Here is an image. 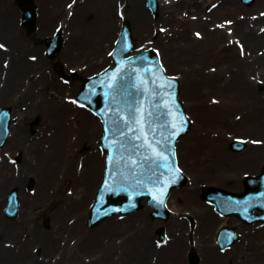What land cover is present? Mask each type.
I'll list each match as a JSON object with an SVG mask.
<instances>
[{
  "label": "bare ground",
  "instance_id": "bare-ground-1",
  "mask_svg": "<svg viewBox=\"0 0 264 264\" xmlns=\"http://www.w3.org/2000/svg\"><path fill=\"white\" fill-rule=\"evenodd\" d=\"M32 1L37 6L35 25L38 27L37 31L32 33V38L42 36L54 19H62L61 27L64 30L71 32L69 27L72 29L69 35L64 34L63 37H67L64 46L55 61L53 60L59 68L62 69L61 59L72 63L80 58H86L89 64L94 63L96 55L103 53L100 48L110 41L112 44L115 33L113 34L111 30L119 19L112 14L116 0H75L73 9L76 15H72L68 20L60 9L63 0ZM209 1L158 0L159 13L164 16L166 25L169 26L166 39L158 38L156 42L161 45V55L166 60L164 62L166 67L173 66L175 69L168 73L176 74L182 79V96L188 108L195 114L191 138L188 144L186 141L182 143L185 151L180 157L186 163L185 171L191 185L216 182L217 186L232 187L241 191V183L245 180L240 175L245 172L256 173L261 170L264 163V85L252 81L255 79L264 81V16H258L256 19H239L229 27L212 28L209 22L211 18L202 19V15L210 16L203 13ZM211 1L216 2V6L210 11L213 14L237 11L240 8L239 0ZM90 3L96 10L94 16L87 13V4ZM262 3L264 0H254L253 5ZM120 4H123L122 14L129 22L132 32L139 35L153 23L148 11L143 7L142 0H123ZM54 6H58L56 10L53 9ZM190 6L196 8V20L188 18L194 14L190 12ZM182 11L188 12V15H182ZM78 13L82 14V18H78ZM18 16L19 10L13 0H0V41L3 40L2 43L6 44V50L0 49V59L8 60L7 66L2 65V59L0 60V103L11 105L13 115H17L15 118L17 123L11 128V135L6 143L13 149V154L19 151L21 155L16 168L10 166L6 158L0 162V211L5 204L4 195L8 187L22 190L18 219L4 222L0 216V264H18L20 259L21 261L26 259L25 262L30 261L32 264H62L73 259V253L75 259L78 257L75 254V247L77 249L84 247L86 251H92L91 256H96L99 261L101 260V264H180L181 258L184 257V248L197 250L201 256L200 264H222L223 256L214 254L212 244V232L221 221L212 208L202 202L192 190L174 192L176 197L183 195L190 214L199 221L192 236V239L196 240L194 246L187 244L184 231L186 226L183 221L170 218L165 222L156 219L150 222L145 218V211L134 214L124 223L107 219L92 232L80 228V221L85 218L88 210L86 203L95 193L94 190L100 180L99 171L101 174L103 167L102 164L95 166V160L100 159V156L91 153L83 159L82 168L78 172L73 164L74 158L77 157L73 148L82 142H80L82 138L90 136V130L86 129H89L91 124L94 125V122L88 113L80 110L82 123L77 127L70 126L69 112L78 114L79 110H73L57 96L64 92L62 84H58L55 91L47 89V81L51 76L48 67L51 66L46 63L41 47L31 44V41L19 32L16 24ZM191 26L201 30L200 38L187 35L186 29ZM228 28L232 29L229 34L226 32ZM231 37L237 38L244 46L242 58L228 61L227 68H232L233 72L224 75L223 71L214 73L205 69V57L210 58L215 52L231 46L229 44ZM28 52L38 53L34 62L28 60ZM102 59H106V56ZM3 70L5 74L1 76ZM53 73L52 68V75ZM220 73L224 75L221 80ZM250 75L256 78H250ZM76 87H79V83H76ZM206 94H213L212 97L218 98V103L209 102L206 97L204 98ZM28 100L25 111L17 108ZM239 110L247 111V115L242 117L247 121L245 125L241 118L240 121L233 119L232 112ZM36 115L41 117V123L35 134L30 136L25 123ZM239 124L253 130V133H262L263 139L261 144L248 143L243 152L234 154L231 148L226 146L229 139L225 129H234L235 125ZM72 133L75 134L74 140L69 138ZM95 134L96 131L93 130L91 136ZM188 158H191L190 162ZM30 176L36 179L37 192L33 196L23 191L26 179ZM200 177L203 182L199 181ZM66 178L71 179L75 195H62L56 200L58 184L60 180ZM1 187L5 188L4 192L1 191ZM40 204L54 206L49 217L51 224L44 231L24 225V216ZM72 217L75 218L68 220ZM230 219L223 220L228 222ZM161 225L169 231L170 239L173 237V240L157 249L151 243V235L155 228ZM238 227L243 228L242 232L245 229L241 225ZM246 230L242 241L247 239L248 242L241 245L234 243L231 250L239 248L238 253L244 257L248 255V249L253 248L254 253L250 254L249 259L244 261L241 258V262L264 264V229ZM86 233L92 234V237H85ZM73 235L76 239L75 244L72 247L66 244L62 246V240ZM6 240L11 242L8 247L3 245ZM34 243L39 248L37 254H43V258L32 254L30 245ZM67 247L68 249H64ZM153 255L156 260L151 263L149 258ZM79 264H85V261Z\"/></svg>",
  "mask_w": 264,
  "mask_h": 264
},
{
  "label": "rangeland",
  "instance_id": "rangeland-1",
  "mask_svg": "<svg viewBox=\"0 0 264 264\" xmlns=\"http://www.w3.org/2000/svg\"><path fill=\"white\" fill-rule=\"evenodd\" d=\"M73 1H75V0H63L62 1V5H61V8L65 5L64 3L66 2V3H68V2H70L71 3V5L73 4ZM120 1H123V0H116V6H115V8H113L114 9V11L112 12V14L114 15V17L115 18H117L118 19V16H117V13H116V7L118 6V7H120V6H123V4H125V2L123 3V4H121L120 5ZM124 1H128V0H124ZM13 2H15V5L16 6H18V0H14ZM142 4H143V7L145 8V5H144V0H142ZM208 4H211V1H209L208 2ZM93 4L92 3H90V4H87V13H89V15L90 16H94L95 15V13H96V10H95V8H93V6H92ZM70 8V7H69ZM65 9V12L66 13H70V16H71V14L73 13V15L75 14L76 15V13H75V11H74V9L73 8H70V9ZM190 8H191V13H194V14H192L193 16H196V17H193V18H195V20H196V18H197V13H195V9L196 8H192L191 6H190ZM207 8V7H206ZM206 9H204V11H205ZM260 11H263L264 12V3H262V4H256V5H254V6H250V8L249 9H244V8H238L237 9V11H232V12H230V11H228V12H216V13H211L210 14V16L208 17V19L209 18H211V20L209 21L210 22V26H214V25H216V23L217 24H221V22L222 21H226V20H233V19H235V20H239V19H241V18H243L244 16H249V18H251L253 15H256V14H258V13H260ZM149 13V12H148ZM180 14H178V16H179ZM182 15H188V12H185V11H182ZM149 18L153 21V23H150L149 24V26L147 27V30L145 31V30H143L139 35L138 34H136L135 32H132V36H133V38L136 40V44L137 45H143L142 44V41L143 42H145V41H148V40H150V41H153L152 43H151V45L154 47L155 45L157 46V48L158 49H160L161 50V47L159 48V46H158V44H155L154 43V40L155 39H157V37H160V38H164V39H166V32L164 31L165 29L164 28H166L168 25H166V21H165V18H164V16L162 17L160 14L158 15V17L156 18V19H154L153 17H152V15L149 13ZM205 17L206 16H204V17H202V19H205ZM78 18H82V14H79L78 13ZM56 23H57V20L55 19L54 21H53V23H51L50 25H48V28L46 29V31H48V32H50L51 30H52V28H53V26L54 25H56ZM76 24V23H75ZM120 26V21L119 20H116V22H115V26H114V29H112L111 31H112V33L114 34L115 33V35H114V37L116 36V34H117V30H118V27ZM195 29H198L199 31H201L199 28H195L194 26H191V27H189V28H187L186 29V33H187V35H189V36H191V37H193L194 36V33H196L195 31H197V30H195ZM132 30V29H131ZM134 31V30H133ZM23 33H25L26 34V32H25V30L23 31ZM171 34V32L170 33H168V35H170ZM45 36L47 35V34H44ZM49 36V35H48ZM29 37V35H27V37L26 38H28ZM44 37V36H43ZM113 37V38H114ZM156 37V38H155ZM38 39H33V38H30V40L32 41V43L33 44H35V45H38V46H41V47H43L44 48V45H43V39H40L39 40V37H37ZM112 38V36L109 38V41H110V39ZM150 38V39H149ZM98 39H100V38H98ZM111 42V41H110ZM110 42L109 43H107L105 46H103L102 48H100V49H102L103 50V53H98L97 55H96V59H95V62L93 63V64H91V65H89L88 66V64H87V59L86 58H80L78 61H75V62H65V63H63L64 64V67H65V71H70V69H76L75 67H81L82 68V71L83 72H81V74L82 73H85V74H88V73H91V72H94V71H96L97 69H99L101 66L103 67L104 65H106V64H108V63H110V60H108V58L107 59H102V57H104L105 56V53L110 49ZM233 46V48L232 47H229V48H226V49H223V50H220V51H217V52H215L214 54H213V56H211L210 58H207V57H205V61H204V67H206V68H213V70H214V68H216L217 69V71H213L214 73H217V72H221V71H223V73H224V75H227V73L228 74H230L231 72H233V70L232 69H228L227 67H226V61L228 62V61H231L232 59H240L241 58V56L238 54L239 52H238V50H237V48H236V46H234V45H232ZM231 50H232V53H231ZM44 51H45V49L43 50V56H45V53H44ZM231 53V54H230ZM100 54H101V56H100ZM234 54H235V56H234ZM46 57V56H45ZM164 60V59H163ZM48 63H49V65H52L50 62V59H48ZM62 61V60H61ZM166 61V60H165ZM63 62H64V59H63ZM47 63V64H48ZM61 64V63H60ZM234 69H236V67H233ZM228 69V71H226ZM167 71L168 72H173V71H175V69H174V67L172 66V67H168L167 68ZM78 76L75 78V79H73V78H71V79H69V81L71 80V82H70V84L68 85V90H65L64 91V97L66 96V94H69V95H74V93H75V91H76V89L74 88L73 90H69L70 88H71V85L73 86L74 84H76V82H77V80H78V78H79V73L77 74ZM224 75L222 74V73H220V76H219V80H221L223 77H224ZM58 79H59V81L62 83V81H61V78L60 77H62V76H59V73H57L56 75H55ZM251 77H254L253 75H250V78ZM179 78V77H178ZM181 79V78H180ZM252 80V79H251ZM252 81H255V80H252ZM180 82L182 83V79L180 80ZM53 84V80H51L50 82H49V86H51ZM260 85H263L261 82L259 83ZM180 97H181V100H182V102L184 101L185 102V100L183 99V96L181 95V90H180ZM207 98V100L209 101V97H210V94H208V95H205L204 96V98ZM183 102V103H184ZM210 102V101H209ZM188 105V104H187ZM185 106H186V102H185ZM186 109H187V111H188V114L191 116V118L192 119H194V117H195V114H194V112L190 109V108H188V106L186 107ZM247 111H243V110H239V111H233L232 113H234L233 114V119H235V121H240V118H241V120L243 121V124L245 125V123L247 122V121H245L242 117L244 116V115H247V113H246ZM82 114H80L79 116H78V119H79V117L81 116ZM235 115H237L236 117H235ZM71 116V115H70ZM90 116V115H89ZM92 116V115H91ZM74 118V116H72L71 117V121H73L72 119ZM81 118V117H80ZM245 118V117H244ZM31 119H33V120H30V118H29V120L30 121H28L27 122V128H28V130L30 131V133L32 132L33 133V130H34V127L36 126V124H37V122H36V119H37V121H38V123H39V121L41 120V117L38 115H36L35 117H33V118H31ZM96 120V119H95ZM93 121L94 122V125L95 126H97V128H98V121ZM35 123L34 124V126H32V123ZM77 124L76 123H74V126H76ZM192 126H195V123L192 125ZM232 126H233V124H232ZM244 126L242 125V124H239V125H235V128L234 129H232V128H230V129H226V132L228 133V134H234V135H237V136H241V137H248V138H251V139H254V138H258L259 140H260V138H263V134L262 133H260V134H256V133H253V130H250V129H245V131H243V132H240L241 131V129L243 128ZM194 129V127H192L191 128V130L186 134V135H184L181 139H180V143H179V147H177V152H178V154L179 155H181V153H182V150H185V146L184 145H182V143L184 142V141H186V143L188 144L189 143V140H190V138H191V133H192V130ZM90 129H86V131H89ZM98 130V129H97ZM98 133V132H97ZM227 134V135H228ZM230 138V137H229ZM91 138L90 137H88V138H82L81 140H80V142L81 143H79V145L77 146H75L74 147V152L77 154V155H82V154H84V156H85V154H91V150H93V149H95V146H93L92 144L90 145V140ZM94 140H95V138H94ZM182 145V146H181ZM88 151V152H87ZM188 151H189V149H188ZM92 152H94V151H92ZM188 154L190 155V153L188 152ZM96 155H97V153H96ZM80 159V158H79ZM73 160V164H74V166L77 164V171L79 172V170H81V168L79 167V165L80 164H82L83 165V158L81 159V160ZM189 160L188 161H190V158H188ZM99 162H101L100 161V159H98V160H95V166H97L98 164H99ZM179 162H180V165H181V167L183 168H185L186 167V164H185V162H183L181 159H179ZM82 167V166H81ZM29 181L30 180H28L27 182H26V186H25V189H26V191L28 192L29 191V189H31V190H36V187H35V184L33 185L32 184V187L31 188H29L28 187V183H29ZM199 181H201V182H203L202 180H201V177L199 178ZM71 179L70 178H66V179H64V180H60V182H59V186H58V192H55V194H56V200H59L60 199V197H62V195H73V192H74V189H73V186H72V184H71ZM204 183V182H203ZM241 186H243V184L241 183ZM201 185L199 184V186H195V187H192L191 185H186V186H184V187H181V188H177V190L176 191H178V190H181V191H188V190H193V192L198 196V197H200V194L201 193H199V192H201ZM226 189V188H225ZM228 189L230 190H232L233 188L232 187H228ZM197 191H199L198 193H197ZM26 192V193H27ZM72 192V193H71ZM174 192V191H173ZM19 193H20V191H19ZM58 194V195H57ZM146 205H145V203L141 206V208L137 211V212H135V213H139V212H141L142 210L143 211H145V218L146 219H148V221H150L149 219H150V216H149V214H148V212H147V208L145 207ZM168 207L169 208H171L172 210L174 209V211H177V209L178 210H180V211H184V210H189V206L187 205V201H185V199H184V197H183V195H180L179 197H176V194H175V192L174 193H172V195H170V197H169V199H168ZM53 208H54V206H49V207H47L46 205H41L40 204V207H38V206H35V208L30 212V214H29V216H28V219L30 218V222L32 223V221L35 223H38V225H39V228H41V229H43V230H47V228H48V226L47 227H45V224H44V219L46 218V215L47 214H50L49 212L51 211V210H53ZM43 209V210H42ZM176 209V210H175ZM43 211V212H42ZM143 211H142V213H143ZM134 214V213H133ZM133 214H131V215H133ZM130 216V215H129ZM143 216V215H142ZM142 216H141V219H142ZM2 217H3V215H2ZM48 217V216H47ZM128 216H125V217H122V218H120L121 220H119V218H118V216H112V217H110V218H114V219H117V220H119L120 222H122V223H124L125 221H126V218H127ZM175 217H177V219L178 220H180V221H184L185 222V224H186V227H187V229L188 230H185V232H190L191 234L190 235H192L193 233H194V230H195V226L197 225L196 223V221L194 220V218L193 217H191V216H188V217H186V215H175ZM218 217V216H217ZM87 218V217H86ZM86 218H83L81 221H80V228L81 229H84V230H86V232H92V231H94L95 229H97L100 225H98V226H96V227H94V228H88L87 227V225H86ZM218 218H220V217H218ZM219 220H222V219H219ZM29 221V220H28ZM229 221H232V222H226L228 225H237L238 223H239V221H238V219L237 218H234V221L231 219V220H229ZM151 222V221H150ZM30 223V224H31ZM103 223V222H102ZM242 223V222H241ZM32 225V224H31ZM27 226H29V224L27 223ZM246 226V225H245ZM250 229H252V228H250ZM238 232V231H237ZM239 232H241L240 231V229H239ZM155 233V232H154ZM85 237H87V238H91L92 237V234H89V233H86L85 235H84ZM154 237H155V235L153 234V236H152V239H151V243H152V245L154 246V243H155V240H154ZM120 239H117V241H119ZM190 240L191 239H188L187 241L188 242H190ZM75 242H76V239H74V237H68V239H65L64 240V243H63V245L64 244H67L68 245V247H69V245L72 247L74 244H75ZM187 242V243H188ZM194 243L193 244H195V240L193 241ZM244 241H242V243H243ZM239 243H241V242H239ZM245 243H247V240H245ZM36 244L34 243V244H31L30 246V249H32L33 248V253H35L36 252V248L37 247H34ZM187 245V244H186ZM68 247L67 248H64V249H68ZM75 249V254L76 255H78V257L75 259H70V260H66V261H70V262H73V263H78L79 264V262H81V261H85V264H100L101 263V260L99 261V259H97V257L96 256H91L92 255V251H86L85 250V248L83 247V248H81V249H77L76 247L74 248ZM189 249V248H188ZM187 248H184V257H182L181 259H182V261H181V263L180 264H187V259H188V253H189V251L190 250H188ZM234 251L232 250H229V251H227V252H221L217 247H215L214 248V254L216 255L217 253H220L223 257H222V259H223V263L222 264H240L238 261L240 260V256H238V254H235V252L233 253ZM248 252H250L251 254L252 253H254V250L253 251H251V250H248ZM258 254V253H257ZM250 255V254H249ZM42 256H43V254H42ZM238 256V258H236ZM19 257H21V256H19ZM92 258H95L93 261L91 260ZM242 259L241 260H244V259H248V255H247V257H241ZM22 259H20V262H18V263H20V264H23L24 263V261H21ZM26 261V260H25ZM151 261L153 262L154 260L153 259H151ZM67 262H65V264H66ZM102 263H103V261H102ZM28 264V263H27ZM242 264H245V263H242Z\"/></svg>",
  "mask_w": 264,
  "mask_h": 264
},
{
  "label": "snow or ice",
  "instance_id": "snow-or-ice-1",
  "mask_svg": "<svg viewBox=\"0 0 264 264\" xmlns=\"http://www.w3.org/2000/svg\"><path fill=\"white\" fill-rule=\"evenodd\" d=\"M69 7H71V5H69ZM0 47H3L2 45H0Z\"/></svg>",
  "mask_w": 264,
  "mask_h": 264
}]
</instances>
